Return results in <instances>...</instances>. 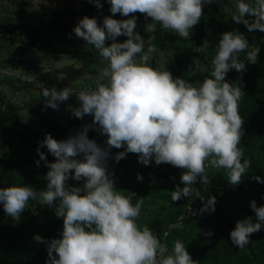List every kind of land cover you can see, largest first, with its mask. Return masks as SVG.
<instances>
[{
	"label": "clouds",
	"instance_id": "obj_1",
	"mask_svg": "<svg viewBox=\"0 0 264 264\" xmlns=\"http://www.w3.org/2000/svg\"><path fill=\"white\" fill-rule=\"evenodd\" d=\"M88 2L97 9L103 7L101 0ZM107 2L112 15L104 17L102 25L96 17L85 16L73 28L75 36L107 62L98 76L89 77L95 81V88L76 92L69 86L60 90L44 87L42 91L45 108L54 110L59 102L75 95L79 106L68 105V110L81 120L91 115L92 123L82 125L76 135L64 140L45 134L35 163L39 167L43 161L48 168L46 189L38 191L19 184L0 188V204L14 221H19L29 201L54 208L56 217L63 221L60 238L33 237L46 245L45 264H198L182 241H174L171 253L166 254L168 247L153 231L138 225L143 199L133 204L131 197L117 191L108 160L111 157L118 163L132 153L144 166H150L154 159L156 165L166 163L184 170L180 177L184 187H175L172 202L194 192L198 195L193 185L198 178L202 184L210 183L209 168L225 170L228 183L238 186L251 166L239 147L244 136L239 102L244 93L225 77L234 69L242 79L247 70L245 61L257 63L260 48L249 46L246 36L237 30L222 33L215 44L210 76H205L197 87L186 79L174 78L166 69L160 71L149 65L158 49L149 43L145 51V39L135 31V14L151 18L147 31L155 32L159 24L165 31L189 39L203 16L204 5L221 0ZM235 8L231 16L234 23L243 24L248 32H264V0H236ZM116 14L129 18L114 19ZM119 36L127 39L117 42ZM109 40L112 42L106 45ZM209 47L205 40L194 51L203 53ZM240 53H246L243 60ZM93 128L106 136L104 147L88 137ZM45 147L54 162H49L41 151ZM113 148L124 151L113 156ZM252 179L264 184L260 176ZM69 180L83 183L69 186ZM137 180L143 181V176L137 174ZM200 200L204 202V198ZM215 204L214 196L208 198L200 213L214 212ZM250 208L256 222L250 216L238 220L229 234L232 245L238 248L249 244L250 236L264 228V205L258 207L252 200ZM204 235L211 237L213 233Z\"/></svg>",
	"mask_w": 264,
	"mask_h": 264
},
{
	"label": "trees",
	"instance_id": "obj_2",
	"mask_svg": "<svg viewBox=\"0 0 264 264\" xmlns=\"http://www.w3.org/2000/svg\"><path fill=\"white\" fill-rule=\"evenodd\" d=\"M226 4H230V1L221 0V3L206 4L203 16L191 30L189 39L181 38L175 33L174 36L173 32L165 31L159 24L156 25L157 30L153 32L152 42L159 49L165 50V47H168L164 66L174 78L186 79L198 87L199 82H202L205 76H210L215 44L218 43L221 34L226 31H239V28L247 29L243 24L236 23L238 28H234V22L225 9ZM102 5V9L99 10L104 17L111 16L107 0H103ZM96 12L98 23L101 24L103 19ZM135 15L137 18L143 16L139 13ZM113 18L127 19L129 17L116 14ZM42 24H46L54 33L55 41H47L43 37V29L35 33H25L28 40L22 38L18 40L26 46L44 48L59 54H72L97 65L100 69L107 66V62L102 61L97 52L81 45L83 40L75 36L72 25L57 22L54 18H46ZM168 34L171 35L169 40L166 39ZM245 36L250 40L252 36L258 38L260 48L258 61L255 64L245 61L247 70L243 72L242 79H240L241 74L234 69L227 73L225 79L227 82L238 84L244 93L239 102V112L244 118V136L239 147L244 153V159L249 160L251 166L236 190L229 191L222 203L215 204L214 212H206L198 217L189 216L179 224L180 228L183 225L194 228L198 233L196 236L191 234L193 231L187 234L180 228H168L171 222L177 221L178 213L188 203L197 199L194 192L192 196L182 198L178 202L171 201V192L175 190V187L177 185L184 187L180 181V175L184 170L166 163L155 164L157 169L154 170L151 166L139 163L138 156L132 153L127 154L126 158L118 163L111 157L108 160V168L114 173L113 179L117 191L124 196L131 197L133 204L138 198L143 199L141 214L137 220L138 225L141 228L148 226L159 240H164L169 250L168 254L174 247V241H182L192 252L190 255L198 264H217L218 259L224 260L234 253H236V258L231 260L230 257L225 264H264V228L252 234L249 238L250 243L243 248L232 245L229 239V234L235 228L236 221L246 218L243 205L235 208V199L245 200L248 193L260 190L264 185L252 179L253 176H260L264 179V32L257 30ZM1 38L5 36L1 35ZM126 39L125 36L120 37L121 42ZM205 40L209 42L210 47L203 53L195 52L194 48L202 46ZM245 55L246 53H240V59L243 60ZM20 120L21 116L15 110L1 111V130L2 133H9L22 127L19 132L20 140L23 145H28L32 131ZM92 121L91 115H86L82 120L72 118L64 124L49 125L48 133L58 141L64 140L76 135L82 125L91 124ZM88 137L95 140L101 147L105 146L106 136L101 135L95 128L89 130ZM120 151L124 149H111L113 156ZM46 156L49 162H54L55 158L51 154L46 152ZM152 161L154 162V159ZM26 162L27 160L15 150L2 153L0 155V188L19 184L29 185L38 191L45 190L47 185L45 176L48 168L44 167L43 174L35 177L32 174L29 175L28 168L25 166ZM137 174L143 176V181L137 180ZM208 176L210 179L208 185L200 183L199 178L198 182L193 185L205 199L215 196L219 184L227 181L226 172L223 169L209 168ZM82 183V181H68L69 186H82ZM132 193H135V196H132ZM165 207H169L166 212ZM248 216L253 218L252 213H248ZM62 227L63 221L56 217L54 208L29 201V207L21 214L19 221H14L5 214L0 204V264H45L46 245L36 242L33 237L38 234L46 240L60 238ZM166 230L168 232L164 236L163 233ZM209 231L213 235L205 236L204 233Z\"/></svg>",
	"mask_w": 264,
	"mask_h": 264
},
{
	"label": "rangeland",
	"instance_id": "obj_3",
	"mask_svg": "<svg viewBox=\"0 0 264 264\" xmlns=\"http://www.w3.org/2000/svg\"><path fill=\"white\" fill-rule=\"evenodd\" d=\"M229 1L230 4H226L225 9L228 16L231 17L236 12V0ZM205 9L206 4L203 13ZM95 11L101 19L104 18L103 13L88 0H0V36H5L0 39V114L6 109L17 111L21 116V123L32 131L30 144L23 145L19 135L22 127L16 131L2 133L0 124V155L11 150L19 152L27 160L25 166L28 168L29 175L40 177L43 174L44 162L41 161L39 167L35 162L39 159L37 154L39 142L48 133L49 125L64 124L69 119H76L67 106H79L77 97L73 95L67 101L59 102L57 110L50 107L45 108L42 97L44 87L49 89L55 87L60 90L69 86L76 92L93 89L96 83L89 77L98 76L100 68L72 54H59L44 48L23 45L18 39L28 40L25 33H35L43 29V37L47 41L53 42L55 41L54 33L49 30L46 24H42L46 18H54L57 22L72 25L74 28L78 21L85 16L97 18ZM97 20L99 21L98 18ZM151 22V18H146L144 15L136 20L135 31L144 37L145 51L149 43L154 44L152 42L153 32L147 31V24ZM235 27L238 28L234 23ZM238 30L244 35L249 34L247 29L239 28ZM173 35L175 36L174 33ZM120 37H117V42H121ZM170 37L171 35H166L167 40ZM247 39L249 46L259 45L256 36H252V40L248 37ZM111 42L110 40L106 41V45ZM81 45L97 52L84 40ZM157 49L158 51L153 53L152 59L148 63L151 67L162 71L165 70V53L169 49L168 47H165V50ZM41 151L46 154V147ZM252 200L256 201L258 207L264 205V185L260 190L248 193L247 199L241 201L236 198L234 202L235 208L240 205L244 206L246 212L244 217H249L248 213H252L253 222H256L255 213L250 208ZM168 208L165 207V212ZM184 227L183 225L180 228L183 229V232L189 234L193 231L191 233L193 236L198 234L194 228ZM200 245L203 247L202 243ZM187 251L192 253L188 249ZM230 257L231 260L235 259L236 253L227 256L224 260L218 259L217 264H225Z\"/></svg>",
	"mask_w": 264,
	"mask_h": 264
},
{
	"label": "built area",
	"instance_id": "obj_4",
	"mask_svg": "<svg viewBox=\"0 0 264 264\" xmlns=\"http://www.w3.org/2000/svg\"><path fill=\"white\" fill-rule=\"evenodd\" d=\"M150 166L152 169L156 170V165L153 161L150 162ZM181 177V175H180ZM237 188V186H232L228 183V181H223L222 183L219 184L218 186V189H217V192H216V195L214 196L216 198V204L218 203H222L223 202V198L227 195V193L229 191H235ZM196 194V200L194 202H191V203H188L184 209H182L178 215H177V221L175 222H171L169 225H168V228H174L175 225L177 224H180L185 218H188L189 216L191 217H198L201 215L200 213V209L201 207L203 206V203L207 201V199H205L199 192H198V195L197 193L195 192ZM200 198H204V202H202L200 200ZM188 205H190L191 207V211L189 210V207ZM167 230L164 231L163 235L165 236L167 234ZM161 243L162 244H166V242L164 240H161ZM168 254V253H166Z\"/></svg>",
	"mask_w": 264,
	"mask_h": 264
}]
</instances>
